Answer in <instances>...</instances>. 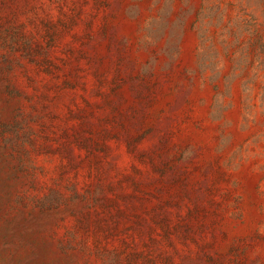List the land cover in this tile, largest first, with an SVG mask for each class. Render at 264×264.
<instances>
[{"label": "rangeland", "instance_id": "1", "mask_svg": "<svg viewBox=\"0 0 264 264\" xmlns=\"http://www.w3.org/2000/svg\"><path fill=\"white\" fill-rule=\"evenodd\" d=\"M0 264H264V0H0Z\"/></svg>", "mask_w": 264, "mask_h": 264}]
</instances>
